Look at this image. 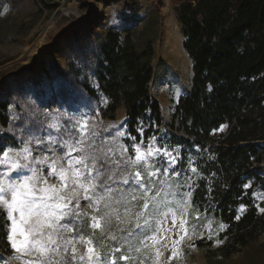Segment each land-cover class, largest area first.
<instances>
[{
    "label": "trees",
    "instance_id": "trees-1",
    "mask_svg": "<svg viewBox=\"0 0 264 264\" xmlns=\"http://www.w3.org/2000/svg\"><path fill=\"white\" fill-rule=\"evenodd\" d=\"M29 1L8 0L12 9L26 7ZM172 2L183 47L192 60L193 75L190 86L176 104L164 137L180 146L185 158L180 167L187 166L189 154L196 158L198 172L204 176L202 181L197 177L200 191L194 203L202 205L199 210L203 212L204 207L215 205V212L208 217L229 226L214 238L223 240L215 249L214 240L195 242L212 262L216 256L229 258L264 237V213L255 207L257 203L264 207V200L253 195L257 189L264 191V0ZM41 3L50 12L58 7L57 2L41 0ZM83 23L80 20L66 27L68 31L76 29L73 33L76 32L77 41L83 28L89 31ZM92 56L96 61L94 81L78 70H71L67 76L72 77L69 79L73 91L100 102L102 117L114 119L117 110L125 107L129 129H134L138 119L145 123L151 120L161 129L165 123L161 102L151 90L155 68L153 41L139 45L131 29H111ZM58 73L66 75L65 68H58ZM13 79L20 91L22 77L15 75ZM66 95L68 92L63 90L62 99ZM11 97L10 91L0 88L3 127L9 125ZM220 125L227 127L213 134ZM8 145H16V141L3 132L0 150ZM249 181L252 186L243 190L242 185ZM208 187L213 189L210 195H207ZM241 203L247 205V210L236 221L233 217ZM191 210L196 212L197 208ZM84 221L77 227L83 228L86 236L96 232L94 244L104 241L102 253L118 246L119 241H112L107 233L101 235L100 230L89 228L88 217ZM7 227L4 214L0 213V262L12 254L3 239Z\"/></svg>",
    "mask_w": 264,
    "mask_h": 264
},
{
    "label": "snow or ice",
    "instance_id": "snow-or-ice-1",
    "mask_svg": "<svg viewBox=\"0 0 264 264\" xmlns=\"http://www.w3.org/2000/svg\"><path fill=\"white\" fill-rule=\"evenodd\" d=\"M94 114L99 116L100 110ZM59 115L67 121L51 125L57 133L63 128L59 138L49 135L42 140L29 135L19 150L11 145L0 150V165L8 166L0 172V213L8 225L3 239L13 253L8 259H19L23 264H160L163 249L170 253L171 264L183 252L185 241L196 235L201 221L207 229V234L199 232L197 239L201 241L214 240L229 227L221 222L219 230L213 231V220L207 217L215 212V205L201 212L202 205L194 203L200 191L197 177L204 179L196 158L189 154L187 166L180 167L185 159L180 146L162 136L163 130L151 120L145 123L138 119L134 129H129V118L125 117L101 142L94 131L96 123L89 125L92 117L88 114L78 118L68 113ZM225 127L220 125L213 134ZM4 131L0 128V134ZM7 131L13 133L11 127ZM77 133L74 142L65 139ZM145 133L151 134L146 137ZM46 143L53 153V146L65 149L60 159L66 158V165H61L60 159L50 161L47 152L33 155L32 145L38 148ZM37 165L47 166L48 176L57 183H49ZM21 169L31 174L10 178L12 172ZM251 186L249 181L242 188L246 191ZM212 192L208 187L207 195ZM81 202L87 203L93 214L84 212ZM193 207L197 211L190 216ZM255 207L264 213L259 203ZM246 210L247 205L241 203L233 219L239 221ZM84 217L90 221L89 228L100 230L101 235L107 233L112 241H119L118 246L102 253L104 241L94 244L96 232L86 236L84 229L77 227L85 222ZM214 242L221 244L223 240ZM78 245H85L86 250L81 252ZM194 246V242L188 244Z\"/></svg>",
    "mask_w": 264,
    "mask_h": 264
},
{
    "label": "rangeland",
    "instance_id": "rangeland-1",
    "mask_svg": "<svg viewBox=\"0 0 264 264\" xmlns=\"http://www.w3.org/2000/svg\"><path fill=\"white\" fill-rule=\"evenodd\" d=\"M1 1L0 63H4L0 64V88L10 91L12 97L8 110L9 125L3 127L0 123V126L16 141V145L11 146L19 150L29 135L42 140H46L49 135L54 139L59 138L63 128L57 133L51 126L53 123H67L59 113H68L77 118L88 114L92 117L89 125L96 123L94 131L100 135L101 142L109 132L114 133L121 125L127 117L125 107L117 110L114 119L102 117L101 114L96 116L94 110H100L101 103L73 91L69 79L72 77L67 76L69 71L78 70L85 78L94 81L96 61L92 51L101 45L111 29H131L139 45H144L150 39L153 41L155 68L151 90L161 102L165 122L161 126V135L165 136L176 104L190 86L193 75L192 60L183 47V35L172 0H45L47 3H58L52 12L42 6L41 0H30L29 5L18 9H12L8 0ZM80 20L84 21L89 31L83 28L81 38L77 41L74 38L76 32L73 33L76 29L68 31L66 27ZM57 67L65 68L66 75L59 74ZM15 75L22 77L23 87L20 86V91L13 79ZM63 90L68 92L65 99L61 97ZM53 117L56 119L53 120ZM9 127L13 133L7 131ZM76 138L78 133L65 137L70 143ZM53 147L54 153L48 151L47 143L38 148L32 145L33 155L43 156L47 152L50 161L64 156L65 149ZM66 162V158L60 159L61 165H66ZM7 167L0 165V172ZM37 167L43 168L42 175L48 177L49 183H57L48 176L47 166ZM30 174L28 169H21L12 172L10 178ZM33 183L38 184V181ZM255 193L257 200H264V191L257 189ZM81 209L89 215L93 214L85 202H81ZM195 213L189 210L190 216ZM207 219L213 220L212 229L218 231L221 222L214 218ZM204 223L201 221L196 235L192 236L191 241H185L183 252L171 264H264V237L229 258L216 256L210 262L208 253L195 244L200 231L207 234ZM192 242L195 246L188 247ZM219 245L214 242L213 248ZM78 247L81 252L86 250L85 245ZM161 251L160 264H168L170 253L163 249ZM9 257H13V253L0 264H23L22 260Z\"/></svg>",
    "mask_w": 264,
    "mask_h": 264
}]
</instances>
